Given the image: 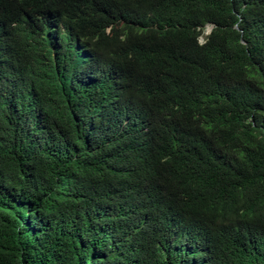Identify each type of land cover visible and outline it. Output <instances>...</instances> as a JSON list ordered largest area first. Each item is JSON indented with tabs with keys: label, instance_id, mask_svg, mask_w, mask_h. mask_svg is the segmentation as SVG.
Instances as JSON below:
<instances>
[{
	"label": "trees",
	"instance_id": "16d2710c",
	"mask_svg": "<svg viewBox=\"0 0 264 264\" xmlns=\"http://www.w3.org/2000/svg\"><path fill=\"white\" fill-rule=\"evenodd\" d=\"M0 264H264V0H0Z\"/></svg>",
	"mask_w": 264,
	"mask_h": 264
},
{
	"label": "water",
	"instance_id": "95a60500",
	"mask_svg": "<svg viewBox=\"0 0 264 264\" xmlns=\"http://www.w3.org/2000/svg\"><path fill=\"white\" fill-rule=\"evenodd\" d=\"M212 27L213 25H205V34H208Z\"/></svg>",
	"mask_w": 264,
	"mask_h": 264
},
{
	"label": "rangeland",
	"instance_id": "374dc122",
	"mask_svg": "<svg viewBox=\"0 0 264 264\" xmlns=\"http://www.w3.org/2000/svg\"><path fill=\"white\" fill-rule=\"evenodd\" d=\"M205 33V32H204ZM200 42H201V39H200Z\"/></svg>",
	"mask_w": 264,
	"mask_h": 264
}]
</instances>
